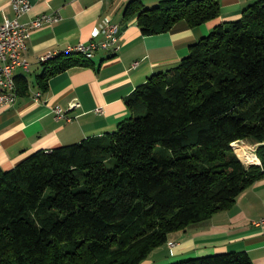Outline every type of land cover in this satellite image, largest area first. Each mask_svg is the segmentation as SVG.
Masks as SVG:
<instances>
[{"label":"trees","instance_id":"1","mask_svg":"<svg viewBox=\"0 0 264 264\" xmlns=\"http://www.w3.org/2000/svg\"><path fill=\"white\" fill-rule=\"evenodd\" d=\"M221 16L219 0H169L125 19L144 36L197 28ZM58 55L37 78L85 66ZM19 96L29 85L17 82ZM132 115L115 133L39 151L0 168V264H142L172 233L209 221L264 180V1L218 25L168 71L126 100ZM257 146L247 167L233 144ZM174 264H253L247 253Z\"/></svg>","mask_w":264,"mask_h":264},{"label":"crops","instance_id":"2","mask_svg":"<svg viewBox=\"0 0 264 264\" xmlns=\"http://www.w3.org/2000/svg\"><path fill=\"white\" fill-rule=\"evenodd\" d=\"M32 11L20 18L28 24L37 17L59 13L62 20L31 33L25 58L29 71L18 69L16 81L29 85L15 106L0 110V168L15 169L39 151L82 143L117 131L132 115L126 100L150 77L167 73L190 54L191 47L218 25L238 20L243 12L264 0H219L218 19L190 28L180 23L169 32L144 36L137 19L127 21L125 12L133 1L145 9L169 0H28ZM188 1V0H185ZM110 17L121 28L119 50L99 51L85 66H74L52 77L43 92L37 78L50 70L41 59L65 54L69 47L101 40L95 36ZM15 19L11 0H0V24ZM136 64H139L135 67ZM41 93V98L36 95ZM78 105V106H76ZM65 113L58 119L56 109ZM264 180L247 189L229 210L209 221L170 234L167 244L153 251L142 264H174L230 252L247 253L253 264H264ZM169 243H174L173 248Z\"/></svg>","mask_w":264,"mask_h":264},{"label":"built area","instance_id":"3","mask_svg":"<svg viewBox=\"0 0 264 264\" xmlns=\"http://www.w3.org/2000/svg\"><path fill=\"white\" fill-rule=\"evenodd\" d=\"M11 3L16 18L13 20L6 18L5 22L0 24V110L15 106L19 100L15 72L18 69L25 71L30 69V62L25 58L24 53L27 50L32 31L62 20L59 13H53L41 15L32 22L23 24L20 22V18L32 11L31 2L28 0H11ZM120 33V26L113 24L111 18L107 17L95 34V36H101V40L82 42L75 47H69L65 54H78L87 60H92L99 51H118ZM57 56L55 54L47 55L41 59V63L44 64ZM138 65L136 64L135 67ZM40 98L41 93H38L36 99ZM56 113L58 119L65 116L60 108L56 109ZM258 164H261L260 161ZM258 224L264 225V219ZM168 245L171 248L175 246L174 243Z\"/></svg>","mask_w":264,"mask_h":264},{"label":"bare ground","instance_id":"4","mask_svg":"<svg viewBox=\"0 0 264 264\" xmlns=\"http://www.w3.org/2000/svg\"><path fill=\"white\" fill-rule=\"evenodd\" d=\"M234 148L241 158V160L248 165H255L259 163V159L256 155L252 154L249 151L248 146H246L243 142L234 143Z\"/></svg>","mask_w":264,"mask_h":264},{"label":"rangeland","instance_id":"5","mask_svg":"<svg viewBox=\"0 0 264 264\" xmlns=\"http://www.w3.org/2000/svg\"><path fill=\"white\" fill-rule=\"evenodd\" d=\"M239 142H244V144L246 145V146H248V148H249V151L252 153V154H254V155H256V150H257V146L256 145H253L252 143H250V142H248V141H239ZM236 143H238V142H236ZM235 143V144H236ZM234 145V144H233ZM233 149H234V151L236 152V150H235V148H234V146H233ZM236 154H237V152H236ZM238 155V154H237ZM257 156V155H256ZM239 157V156H238ZM240 158V157H239ZM241 159V158H240ZM260 161V160H259ZM243 162V161H242ZM244 163V162H243ZM261 163V162H260ZM247 167H249V165L248 164H246V163H244ZM250 166H253V165H250Z\"/></svg>","mask_w":264,"mask_h":264},{"label":"water","instance_id":"6","mask_svg":"<svg viewBox=\"0 0 264 264\" xmlns=\"http://www.w3.org/2000/svg\"><path fill=\"white\" fill-rule=\"evenodd\" d=\"M255 165H259V164H255Z\"/></svg>","mask_w":264,"mask_h":264}]
</instances>
